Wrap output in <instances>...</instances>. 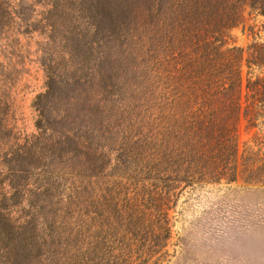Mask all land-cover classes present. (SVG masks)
<instances>
[{
  "label": "trees",
  "instance_id": "1",
  "mask_svg": "<svg viewBox=\"0 0 264 264\" xmlns=\"http://www.w3.org/2000/svg\"><path fill=\"white\" fill-rule=\"evenodd\" d=\"M245 5L264 17V0H0V86L14 68L15 38L45 36L35 134L17 135L0 99V264H144L136 239L142 211L167 240L168 205L184 187L236 180L232 141L221 138L220 169L203 147L241 109L243 51L220 39ZM128 76L148 87L159 112L170 106L149 135L134 139L151 151L143 167L150 177H133L131 193L120 197L117 179L88 177L78 166L113 130L110 106ZM250 84L252 97L264 94L261 80ZM58 87L70 94L57 95Z\"/></svg>",
  "mask_w": 264,
  "mask_h": 264
},
{
  "label": "rangeland",
  "instance_id": "2",
  "mask_svg": "<svg viewBox=\"0 0 264 264\" xmlns=\"http://www.w3.org/2000/svg\"><path fill=\"white\" fill-rule=\"evenodd\" d=\"M35 10L41 13L44 8L36 6ZM44 37L38 33L19 36L8 51L14 68L9 80L0 86V99L9 105V127L21 137L35 134L32 105L35 97L45 91L40 65L45 58L40 52ZM98 37L91 35V39ZM220 40L224 48L243 51L241 109L238 115L230 116L229 129L216 131L203 149L214 155L215 167L220 169L227 161L220 141L228 137L236 149L234 157H230L237 170L236 180L226 183L225 177H220L184 187L168 205L167 240L160 222L148 216L150 211H142L136 239L138 253H146L144 264H264V94L252 97L254 85H248L257 80L264 85V17L245 5L240 23L228 28ZM248 61H260L262 67L248 65ZM134 81L139 83L137 89ZM117 90L119 98L111 104V116L107 118L113 130L103 134L89 149L84 166L78 167L88 177L117 179L122 185L118 193L125 197L132 191L133 177H150L143 167L150 166L151 151L147 144L134 139L149 135L154 117L169 113L170 105L159 112L148 87L135 77L128 76V83L120 84ZM56 94L70 93L58 87ZM214 106L223 111L227 105L216 102ZM216 113L221 115L219 109Z\"/></svg>",
  "mask_w": 264,
  "mask_h": 264
}]
</instances>
